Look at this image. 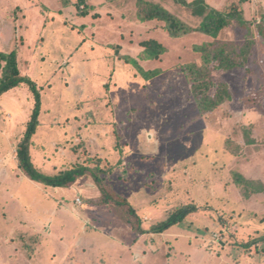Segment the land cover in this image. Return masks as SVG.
<instances>
[{
  "label": "rangeland",
  "instance_id": "374dc122",
  "mask_svg": "<svg viewBox=\"0 0 264 264\" xmlns=\"http://www.w3.org/2000/svg\"><path fill=\"white\" fill-rule=\"evenodd\" d=\"M63 1L0 0V50L23 39L12 14L26 20L23 8L30 15L19 62L42 88L34 163L51 175L78 164L112 169L101 175L134 205L147 232L135 233L116 206H88L101 194L90 176L54 187L15 173L16 146L34 106L32 91L19 86L0 97V264H64L68 253L77 255L76 264H99L101 257V264H264V36L256 26L264 0H206L220 10L243 1L251 31L233 23L223 37L239 45L255 39L245 66L214 71L216 81L229 84L232 100L207 116L181 66L201 63L194 46L211 39L170 37L161 23L141 22L137 0H88L84 18L78 0ZM155 1L190 26L202 21L174 0ZM150 38L168 49L142 62L163 69L145 80L110 46L136 55ZM235 171L251 182L250 196ZM188 203L200 210L166 232H149L171 208ZM82 214L90 219L79 235L75 217ZM85 247L89 255L81 254ZM36 252L40 260L32 258Z\"/></svg>",
  "mask_w": 264,
  "mask_h": 264
},
{
  "label": "trees",
  "instance_id": "16d2710c",
  "mask_svg": "<svg viewBox=\"0 0 264 264\" xmlns=\"http://www.w3.org/2000/svg\"><path fill=\"white\" fill-rule=\"evenodd\" d=\"M87 1L78 0V15L83 18L87 17L89 12H91V7L85 5ZM174 1L190 10L194 16L202 18L200 24L196 27L190 26L162 3L155 0H137V17L144 23H161V27L170 37L180 38L191 33H199L211 39L194 46V50L201 56V63L190 61L181 66L182 71L185 72L190 82L191 93L198 111L203 116H207L232 100L229 84L224 81H216L213 75L214 71H229L245 66L249 61L255 40L253 37L248 38L243 45H239L234 40L224 38L223 32L233 23H237L242 28L251 31L250 29H252L254 22L246 18L244 9L240 7L243 1L239 5L238 3H231L223 10L213 7L206 0ZM63 2L64 6L71 4V0H64ZM81 5H84L83 10L80 8ZM18 8L21 10L20 7H16L15 11L19 12ZM10 20L15 24L14 31L16 33L20 32L21 35H18L19 37H23V39L20 40L21 44L18 41L16 48L12 50H0V97L10 89L19 86L29 87L34 96L31 118L16 148L19 168L30 179L54 187H69L75 184L79 178L90 176L98 185L101 194L89 199L88 203L104 207L110 205L116 206L121 210L127 223L135 233L143 234L147 232L142 226L143 219L134 205L123 194L116 191L107 183L101 175L103 172H112V169L104 171L102 168L78 164L51 175L44 173L36 167L32 158V146L34 144V136L37 134L38 127L41 124L39 117L42 107V88L30 76L23 74L19 62L27 42L25 36H27L29 27L26 28V25H29L30 16H27L25 20L23 16L18 18V13H16L12 14ZM24 21L26 22L25 24ZM38 22L43 24L42 27L44 28L45 25L42 17ZM256 26L258 32L264 36V15L262 16V21L257 22ZM22 28H24V31H22ZM22 33L24 34L22 35ZM42 34L43 31L37 36V45L40 44L38 39L42 37ZM140 45L142 49L136 55L125 52L120 44H111L110 48L114 50V54H116L118 59L129 65L131 69L134 68L145 80H151L161 75L163 69L160 67L146 68V66L143 67L142 62L147 61L146 65H148L153 60L157 61V59H160L167 52L168 48L155 38L144 40ZM116 146L122 155L123 148L120 144ZM237 148L240 149L239 146ZM233 174L235 182L243 186L246 196H250L251 182L240 172L235 171ZM199 210V206L194 203L173 207L168 211L166 219L153 224L149 232H166L172 226L180 223L190 214L196 213ZM261 240L264 241V236L260 238Z\"/></svg>",
  "mask_w": 264,
  "mask_h": 264
},
{
  "label": "crops",
  "instance_id": "0c3cea01",
  "mask_svg": "<svg viewBox=\"0 0 264 264\" xmlns=\"http://www.w3.org/2000/svg\"><path fill=\"white\" fill-rule=\"evenodd\" d=\"M18 7H20V6H18ZM21 8V7H20ZM22 11L24 12V9L22 8ZM24 13H26L27 14V16H30L28 13V11H26V12H24ZM37 15V14H36ZM40 17H43V14L40 12ZM44 29H45V26H44ZM20 141V140H19ZM18 141V142H19ZM33 147H35V141H34V144H33V146H32V148ZM16 148H17V146H16ZM35 149V148H34ZM17 150V149H16ZM34 155H35V151L33 152L32 151V158H33V161L35 160V157H34ZM45 156V155H44ZM14 159H16V160H14L15 161V168H13L14 170H15V173L17 174V175H20V176H22V174H25L22 170L20 171L19 169H18V167H19V165H18V159H17V153L14 155ZM3 164L4 163H6V160H2L1 161ZM60 171H62V170H59V172ZM26 175V174H25ZM27 176V175H26ZM29 178V177H28ZM76 184V183H75ZM78 193V192H77ZM99 196V195H98ZM94 197H96V196H94ZM91 198H93V197H91ZM91 198H89V199H91ZM66 199V198H65ZM78 199H80V201H78ZM89 199H87V203H88V200ZM76 200H77V202L79 203V204H81L82 202H81V198L80 197H77L76 198ZM67 203V202H66ZM75 202H73L72 204H71V202L70 203H68V205H69V207L70 208H74V205H76V204H74ZM74 204V205H73ZM90 205H92V204H90V203H88V206H90ZM81 208V206H78V208L77 209H80ZM75 218H77V221L79 222V226H78V229H77V232H78V234L79 235H83L84 234V229L86 228H84V227H82L84 224L86 225V222L88 223V221H89V217L87 218L86 217V215H83L82 214V216L81 215H79V216H77L76 215V217ZM86 221V222H85ZM84 223V224H83ZM62 224H64V223H62ZM83 224V225H82ZM66 225V224H65ZM64 229V228H63ZM82 229H83V233H81V231H82ZM94 231V230H93ZM92 231V232H93ZM84 250L82 251V253L81 254H86V255H89L90 253H89V251L88 250H86L87 248L85 247V248H83ZM39 256H40V252H36V254L35 255H33L32 256V258L33 259H37V258H39ZM76 256L77 255H75L74 253H68L67 254V259L65 260V262H64V264H76V263H78V261L76 260L75 261V258H76ZM35 257V258H34ZM41 259V257L39 258V260ZM32 260V259H31ZM96 262L97 263H99V264H101L102 262H103V258L101 257V259L100 258H97V260H96ZM36 262H35V260H33V262L32 261H30L28 264H35ZM114 263H116L115 261H114ZM81 264H90V260L89 261H82V263ZM91 264H95V262L94 261H91Z\"/></svg>",
  "mask_w": 264,
  "mask_h": 264
},
{
  "label": "built area",
  "instance_id": "2783aa9c",
  "mask_svg": "<svg viewBox=\"0 0 264 264\" xmlns=\"http://www.w3.org/2000/svg\"><path fill=\"white\" fill-rule=\"evenodd\" d=\"M78 201H80V199H78Z\"/></svg>",
  "mask_w": 264,
  "mask_h": 264
}]
</instances>
